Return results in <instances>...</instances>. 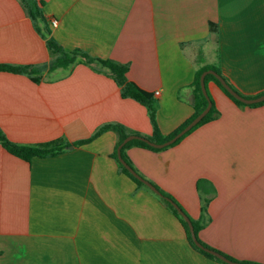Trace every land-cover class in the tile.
Wrapping results in <instances>:
<instances>
[{
    "label": "crops",
    "instance_id": "crops-1",
    "mask_svg": "<svg viewBox=\"0 0 264 264\" xmlns=\"http://www.w3.org/2000/svg\"><path fill=\"white\" fill-rule=\"evenodd\" d=\"M42 1L47 22L23 0H0V63L38 67L41 76L0 70V128L14 142L81 140L111 122L153 132L147 107L124 97L98 64L78 59L50 70L48 35L66 51L129 63L127 77L159 102L164 134L193 114L191 84L205 64L218 65L244 94L264 91V0ZM207 91L216 118L173 146L126 152L194 219L197 181H212L200 238L264 263V103L239 106L213 80ZM117 140L109 129L31 161L0 143V264H222L195 250L173 211L119 169Z\"/></svg>",
    "mask_w": 264,
    "mask_h": 264
},
{
    "label": "trees",
    "instance_id": "trees-1",
    "mask_svg": "<svg viewBox=\"0 0 264 264\" xmlns=\"http://www.w3.org/2000/svg\"><path fill=\"white\" fill-rule=\"evenodd\" d=\"M23 2L25 4V6L28 8V12L30 13V15L33 18L40 19L42 21L47 22L46 17L44 16V14L42 12L41 6H39V4L43 5L44 2L42 0L40 2H37V0H23ZM210 27H211V29H214L215 25L211 23ZM45 29L47 30L46 33L48 35L49 29L48 28H45ZM47 46L51 50V52L54 54V58L51 61V63L49 64L50 70H54V69L59 68V67L67 69L73 63H75L78 59H80L81 61H83L84 63L89 64V65L98 64L102 69L106 70V72L114 78V80L117 82V84L119 86H121V90H122L121 93L124 97H132L147 107V109L149 111L150 120H151V123L153 126L152 135L146 136L140 132L129 129L128 127H126L125 125H123L119 122H111V123H106V124L101 125L93 133L92 136L85 138V139L76 140V141H69L65 137H57V138L47 140L44 142L31 143V144H22V143H18V142H14V141L10 140L7 137V135L5 134V132L0 128V143L11 154L18 156V157H20L26 161H31V159L35 156L45 157V156L55 155L59 152L66 150L68 148V146H70V145L76 146V145H81V144L87 143V142L91 141L93 138H95L96 136H98L103 131L111 129V130H114L118 136L116 146L114 148V151L111 153V156L117 161L119 169L123 173L127 174L131 179H133L137 183V185H139L141 187H145L151 192H153V191L144 182H142L140 179H138L136 176H134L130 172V170L127 169L120 162V160L118 158L119 145L128 135L135 134V135H139V136H145L154 142L160 143V142H164V141L168 140L169 138L174 136L177 132H179L194 117H196L208 104V100L202 91L201 81H200L202 72L207 70V69H213L216 72H218L219 74H221L225 78V80L236 91H238L241 95H244L246 97H252V96L260 95L261 93L264 92V91H261L259 93L252 94V95L244 94L230 81V79L226 75H224L222 73V70L220 69V67L218 65L205 64V65H203L197 69V71L195 72L193 82L191 84L192 91H193V108H194L193 114L188 119H186L182 124H180L175 130H173L172 132H170L168 134H164V133H162V131L159 127V124L157 122V116H156L157 115V109L159 107V102L152 92L142 88L136 82L130 80L127 77V72L129 70V67H130L129 63L121 62V61H118L115 59H103V58L95 57V56H92L89 53H87V52H85L79 48H76L72 51H66L57 42V40L52 35L47 36ZM0 70L11 71V72H15V73H27L31 77V79L33 81H36V82L41 79L40 69L38 67H34V66L13 65V64H7V63H0ZM209 80L215 81L220 86V88L239 106H245V105L258 106V105H261L264 103V100H263L261 102L246 104L243 101L237 99L221 84L220 80L212 73H207L205 75L206 88H207V83ZM210 99L212 100V106H211L210 110L205 114V116L195 126H193L185 134H183L181 137H179L175 142H173V143H171L165 147L159 148V147L152 146L151 144H149L148 142H146L143 139L133 138V139H130L129 141H127L121 147V156L123 157V159L128 164H130L137 172H139L134 167L131 159L129 158V156L126 152L127 148H129L131 146H141V147H145V148H149V149L157 151V150H161V149L167 148L169 146L175 145L176 143L181 141L187 134H189L191 131H193L195 128H197L198 126H200V125H202V124H204V123H206V122H208V121H210V120H212L218 116L219 111L216 108L215 102L213 101L211 96H210ZM153 184L159 189L161 194H157L155 192H153V193H155L158 196V198L160 199V201L167 208H169L171 211H173V213L180 220V222L182 223V225L186 231L187 239H188L190 245L195 250H197L198 252H200L201 254L205 255L206 257H208L212 260H215V261L220 262L222 264H228V263L224 262L223 260H221L220 258H218L217 256H215L214 254H212V253L206 251L205 249L196 245V243L194 242V240L191 236V231H190V227L188 225V222L180 214V212L173 206V204L169 201V199H172L174 202H176L182 208V210L189 216V218H190V220L194 226V231H195V234H196L198 240L205 247L215 249V250L225 254L226 256H228L229 258H231L233 260H239V259L219 250V249L212 247L211 245H209L208 243L203 241L199 236V231L211 219V217L208 213V206H209L210 201L212 200L213 196L216 194V191H217V189H216V187L212 181H210L207 178H199L197 181V188H198V191H199L200 196H201V214H200V217L198 219L192 218L186 212V210L181 206V204L175 199L174 196H172L170 193H168L167 191H165L164 189L159 187L157 184H155V183H153ZM239 261L246 263V264H264L263 262L252 261V260H239Z\"/></svg>",
    "mask_w": 264,
    "mask_h": 264
},
{
    "label": "water",
    "instance_id": "water-1",
    "mask_svg": "<svg viewBox=\"0 0 264 264\" xmlns=\"http://www.w3.org/2000/svg\"><path fill=\"white\" fill-rule=\"evenodd\" d=\"M207 73H212L214 74L221 82V84L237 99L243 101L246 104H250V103H256V102H261L264 100V92L261 93L260 95L257 96H252V97H246L244 95H241L238 91H236L226 80L225 78L219 74L218 72H216L213 69H207L205 71L202 72L201 74V87H202V91L204 93V95L206 96L207 100H208V104L207 106L196 116L194 117L187 125H185L179 132H177L174 136H172L171 138H169L168 140L164 141V142H154L152 140H150L149 138L145 137V136H139V135H135V134H131L128 135L119 145L118 148V158L120 160V162L127 168L130 170V172L136 176L138 179H140L142 182H144L153 192L157 193V194H161V192L159 191V189L148 179L144 178L139 172H137L130 164H128L123 157L121 156V147L130 139L133 138H140L145 140L146 142H148L149 144H151L152 146L155 147H165L173 142H175L179 137H181L183 134H185L188 130H190L193 126H195L204 116L205 114L210 110L211 106H212V100L210 99V96L208 94L207 88H206V84H205V75ZM68 147H73V145H70ZM169 201L173 204V206L180 212V214L186 219V221L188 222V225L190 227V231H191V236L194 240V242L196 243L197 246L205 249L206 251L214 254L215 256H217L218 258H220L221 260H223L224 262L228 263V264H246L243 263L239 260H233L231 258H229L228 256H226L225 254L209 248V247H205L197 238L195 231H194V226L189 218V216L182 210V208L176 203L174 202L172 199H169Z\"/></svg>",
    "mask_w": 264,
    "mask_h": 264
},
{
    "label": "built area",
    "instance_id": "built-area-1",
    "mask_svg": "<svg viewBox=\"0 0 264 264\" xmlns=\"http://www.w3.org/2000/svg\"><path fill=\"white\" fill-rule=\"evenodd\" d=\"M57 23H58L57 19L54 18V19L51 20V24H52L53 26H56ZM155 94H159V91H156Z\"/></svg>",
    "mask_w": 264,
    "mask_h": 264
}]
</instances>
